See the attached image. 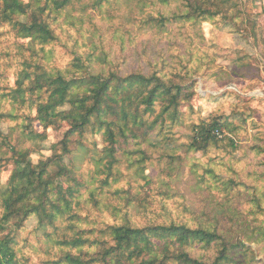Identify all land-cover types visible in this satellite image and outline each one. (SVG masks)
Masks as SVG:
<instances>
[{
	"label": "trees",
	"instance_id": "obj_1",
	"mask_svg": "<svg viewBox=\"0 0 264 264\" xmlns=\"http://www.w3.org/2000/svg\"><path fill=\"white\" fill-rule=\"evenodd\" d=\"M76 1L0 0V38L1 29L8 27L19 49L31 44L44 48L55 43L59 35L54 22ZM89 1L82 8L91 6L101 11L112 4V0ZM127 2L138 10L134 17L125 20L135 23L139 32L165 33L170 24L179 20L191 21L199 27L219 16L226 17L227 25L234 26L238 17H230L231 8H238L236 0H181L184 12L172 16L155 10L158 5H170L172 0ZM124 33L131 35L132 31L126 29ZM203 41L207 42L205 38ZM196 50L193 45L189 47L198 62L194 67L188 65L185 54L177 53L162 58L160 64L150 62L146 71L133 68L129 73H122L119 64L104 52L76 54L66 67L52 70L41 61H23L13 84L0 97V102L6 99L16 110L6 114L0 109V264H26V257L18 249V238L31 219L37 220L40 230L47 231L43 232L46 237L54 238L53 234L60 229V220H82L76 206L83 198L90 199L94 208H99L100 195L104 192L122 200L117 206L122 215L114 216L113 224L89 229H75L78 223L74 222L71 225L74 232L57 238V245L63 247L46 264L262 262L258 256L264 249L254 254L248 244L253 240L248 218L232 203L241 181L235 175L223 177L217 168L225 166L236 172L234 158L243 141L238 135L240 125L235 123L241 120L245 125L248 115L235 112L230 119L212 111L207 117L191 119L189 124L185 121L184 106L190 105L196 96L194 78L206 66L203 57H196L195 53L199 54ZM98 61L100 64L95 65ZM232 78L230 75L228 80ZM221 100L216 97L214 101ZM6 117L21 131L16 141L12 137L15 131L6 132L2 128ZM63 123L69 129L61 141L62 151L53 145V154L35 163L32 155L43 150L47 131L59 129ZM184 125L189 131L184 137H178L177 129ZM89 133L101 135L103 143L92 159L98 171L94 174L95 184L82 179L69 162L71 153L78 148L75 146L72 150L71 143L75 138L85 141ZM79 149L86 154L90 152L84 143ZM155 151H161L158 161L171 165L168 184L161 183L160 187L161 178L155 179L149 171ZM213 152L217 155L206 162L196 157L198 153L208 157ZM122 155L134 167L133 181L140 184L141 180L143 184L135 185L130 179L128 187L113 191L122 177L118 165ZM184 161H187L185 165L177 166ZM10 167L11 173L5 178ZM182 171L194 176L198 188L208 190L211 210L198 211L188 204L182 205L183 211L177 208L179 215L169 210L165 199L173 196L170 183ZM253 191L250 202L259 207L250 211L258 212L262 210L260 197L255 193L257 188ZM216 192L223 194V200ZM156 201L163 203L161 213L153 210ZM131 210L137 213L133 216H142L145 220H134ZM150 213L156 217H150ZM222 219H226L227 225L222 224ZM257 232L264 236V228L259 227Z\"/></svg>",
	"mask_w": 264,
	"mask_h": 264
},
{
	"label": "rangeland",
	"instance_id": "obj_2",
	"mask_svg": "<svg viewBox=\"0 0 264 264\" xmlns=\"http://www.w3.org/2000/svg\"><path fill=\"white\" fill-rule=\"evenodd\" d=\"M236 1L238 8L233 7L230 12V17L238 15L234 26L227 25L228 19L219 16L213 21L204 22L199 27L191 21L179 20L170 24L169 30L165 33H157L155 31L139 32L134 26L135 23L125 20V18L134 17L135 10H138L137 7L128 4L127 0H112V4L109 7L104 6L101 11H96L91 6L82 8L90 1L77 0L54 22L53 27L59 35V40L44 48L34 44L21 49L17 48L13 33L8 27H4L1 29L3 34L0 38V97L3 90L13 84L16 71L26 60L41 61L47 69L52 70L66 67L76 54L86 56L94 52H104L109 54L111 61L119 64L122 73H129L133 68L146 71L149 69L150 62L158 61L160 64L162 58H170L177 53L185 54L188 65L194 67L198 62L192 57L194 52L189 51V47L193 45L197 49L196 52L199 51V54L195 53L196 57H203L206 66L202 70L204 75L201 73L194 78L196 96L190 104L191 108L188 104L184 106V110L187 111L186 123L189 124L191 119L197 120L200 116L207 117L212 111L223 113L230 119L235 112H244L248 115V122L245 125L241 120L239 124L235 123L240 125L238 135L243 141L239 144L241 148L234 158L233 167L236 172L226 169L225 166L217 168L221 169L223 177L235 175L241 181L238 194L232 203L234 208L241 211V215L244 214L248 218L249 234L253 239L248 244L256 255L258 249H264V236L257 232L259 227L264 228V111L257 110L251 106V103L255 96L259 100L264 99V11L261 9L264 7V1ZM155 10H161L166 15L172 16L174 13L184 12L185 8L181 0H172L170 5H158ZM117 28L120 30H116ZM126 29L132 31V34L124 33ZM204 38L206 43L202 42ZM35 50L37 54L34 53ZM97 64H100L99 61L95 65ZM230 75L233 77L231 81L228 80ZM247 81L249 84L246 83ZM216 97L222 100L215 102ZM2 100L1 111L6 114L16 112L9 101ZM2 128L6 132L15 131L12 135L15 141L21 136V131H18V127L11 118L4 119ZM68 129L67 123H63L59 129H49L46 133L47 138L43 142V150L34 152L33 161L37 163L40 159L51 156L53 145H57L56 149L62 151L61 141ZM188 131V126L184 125L177 129V136L184 137ZM84 139L85 141L75 138L74 143H71L72 150L75 146L78 148L71 153L69 162L82 179L95 184L94 174L98 171L92 159L97 149L103 148L102 137L89 133ZM83 143L87 144L90 150L87 154L79 149L80 144ZM26 144L30 145L29 142ZM159 152L161 153V151L153 152L156 156L153 163L149 165V171L155 179L161 178L158 181L160 187L161 183L168 184L171 165H168L167 161L157 160ZM216 155L217 153L213 152L208 157H202L198 153L196 157L206 162L209 157ZM120 158L118 165L122 177L118 178L120 180L115 183L113 191L128 187L129 180L133 181L134 177V167L130 166L129 158L123 155ZM186 163L187 161H184L177 166ZM11 170L12 167L7 169L5 178ZM184 170L189 171V168ZM98 177L102 175L98 174ZM133 182L135 185L143 184L141 180L140 184ZM170 185H172L173 196L166 197L165 200L168 202L169 210L175 215L180 214L177 208L183 211L184 204L198 211H209L213 208L208 190L198 188L193 175L182 171ZM254 188H257L255 193L260 197L262 208L258 212L250 211L252 208L259 207V204L250 202L254 198ZM216 194L223 200L222 193L220 195L216 192ZM100 196L102 201L99 208H94L90 199L83 198L76 206V211L82 220H60L58 222L60 229L58 233L53 234L54 238L46 237L43 232L47 231L40 230L37 220L31 219L20 231L18 238V249L20 255L26 257V264H46L48 259L57 256L63 247L60 244L57 245V238H62L65 233H73L74 229L71 225L74 222L78 223L75 229L113 224L116 221L114 216L122 215L117 209L122 200L110 192H104ZM162 207L163 203L156 201L153 210L161 213ZM130 213L136 221L145 220L142 216H133V213L137 215L135 210H131ZM149 216L155 218L156 214L150 213ZM222 224L227 225L226 219H222ZM49 231L53 232V229ZM258 258L262 259V262L258 264H264V250Z\"/></svg>",
	"mask_w": 264,
	"mask_h": 264
},
{
	"label": "crops",
	"instance_id": "obj_3",
	"mask_svg": "<svg viewBox=\"0 0 264 264\" xmlns=\"http://www.w3.org/2000/svg\"><path fill=\"white\" fill-rule=\"evenodd\" d=\"M264 1V0H263ZM261 9L264 11V7H261ZM247 84H249V82L247 81L246 82ZM263 83V82H262ZM261 83V84H262ZM263 85V84H262ZM264 95V94H263ZM251 106H253V107H255L257 110L259 109V110H262V111H264V99H262V100H259V98L258 97H254L253 98V101H252V103H251Z\"/></svg>",
	"mask_w": 264,
	"mask_h": 264
}]
</instances>
